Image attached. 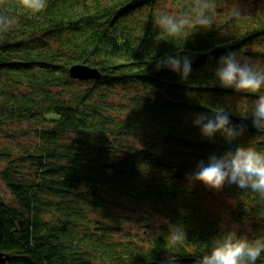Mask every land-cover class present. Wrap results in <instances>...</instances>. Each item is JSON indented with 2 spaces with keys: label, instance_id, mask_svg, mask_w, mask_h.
Masks as SVG:
<instances>
[{
  "label": "trees",
  "instance_id": "1",
  "mask_svg": "<svg viewBox=\"0 0 264 264\" xmlns=\"http://www.w3.org/2000/svg\"><path fill=\"white\" fill-rule=\"evenodd\" d=\"M167 1L47 0L33 13L0 0V14L18 19L0 34V131L31 138L0 150L14 197L0 193V252L11 264H193L222 228L264 235V197L188 178L237 144L264 148L250 111L257 94L223 88L214 74L228 52L264 60V0H247L241 19L216 0L211 29L174 40L155 22L187 0ZM176 54L192 61L187 80L155 70ZM77 63L101 76L74 79ZM212 109L245 125L241 135L203 137L193 117ZM169 225L184 228L182 247L168 248Z\"/></svg>",
  "mask_w": 264,
  "mask_h": 264
},
{
  "label": "clouds",
  "instance_id": "2",
  "mask_svg": "<svg viewBox=\"0 0 264 264\" xmlns=\"http://www.w3.org/2000/svg\"><path fill=\"white\" fill-rule=\"evenodd\" d=\"M19 5L39 13L47 7V0H19ZM216 11V0H187L182 12H163L155 23L174 40L185 32L211 29ZM232 16L242 18L239 11H234ZM17 24L15 16L0 14V34L7 33ZM162 68H168L177 73L181 80H187L192 71V61L187 55H165L155 62L156 71ZM214 74L223 88L257 94L250 104L252 123L264 130V60L228 52L219 57ZM192 122L200 128L203 137L212 139L216 133H220L228 143L240 136L245 127L233 124L224 109H212L211 115L195 113ZM188 178L215 189L227 182L264 197V148L253 143L237 144L234 149L210 155L207 163L199 161ZM166 241L169 249L182 247L187 241L184 228L169 225ZM201 251L202 255L193 264H257L264 256V235L252 237L239 232L236 226L227 230L222 228L220 234L212 238L210 245Z\"/></svg>",
  "mask_w": 264,
  "mask_h": 264
},
{
  "label": "rangeland",
  "instance_id": "3",
  "mask_svg": "<svg viewBox=\"0 0 264 264\" xmlns=\"http://www.w3.org/2000/svg\"><path fill=\"white\" fill-rule=\"evenodd\" d=\"M167 2L168 3L165 5L166 8L175 6L173 1L168 0ZM218 3H219V6H221L225 10H228L229 12L240 11V10H243V8L246 9L248 6L247 0H218ZM245 4L247 6H244ZM260 8H264V3L262 4ZM26 126H28L26 125V123L13 124L11 128L10 127L7 128V131L12 132V133L15 132L16 134H19V132L21 133V131L24 130ZM30 139H31L30 137L25 138V136H20V138L8 137L6 135V132L2 130L0 131V150H3L4 147L13 148L19 142L24 143V142L30 141ZM5 165H6L5 161L4 162L0 161V173L5 167ZM0 193L8 201H12L14 198L12 195V192L8 189L6 183H4L3 180H1V178H0ZM123 212H120V213H123Z\"/></svg>",
  "mask_w": 264,
  "mask_h": 264
},
{
  "label": "water",
  "instance_id": "4",
  "mask_svg": "<svg viewBox=\"0 0 264 264\" xmlns=\"http://www.w3.org/2000/svg\"><path fill=\"white\" fill-rule=\"evenodd\" d=\"M71 75L75 79L86 80V79H96L101 76V71L97 67L94 68L88 64H74L70 68ZM13 258L11 254H5L0 252V264H11L10 260Z\"/></svg>",
  "mask_w": 264,
  "mask_h": 264
}]
</instances>
